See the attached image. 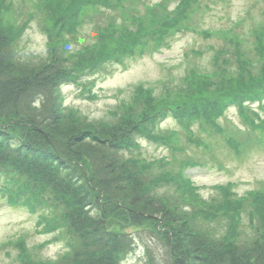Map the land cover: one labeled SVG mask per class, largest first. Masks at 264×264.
I'll return each instance as SVG.
<instances>
[{
  "label": "rangeland",
  "instance_id": "obj_1",
  "mask_svg": "<svg viewBox=\"0 0 264 264\" xmlns=\"http://www.w3.org/2000/svg\"><path fill=\"white\" fill-rule=\"evenodd\" d=\"M182 3L0 0V26L20 62L40 65L54 51L67 55L68 66L80 65L60 89L66 113L111 123L136 105L138 116L163 117L136 135V153L154 176L171 178L152 192L184 213L193 227L229 244L238 243L242 232L264 241V97L260 105L250 101L264 94L251 74L262 68L264 77V0ZM75 4L73 13L63 8ZM129 31L146 36L122 42ZM227 73L238 83L226 79ZM2 187L0 182V264L64 257L67 235L44 226L53 214L8 204ZM237 201L244 205L231 209L239 207L231 206ZM111 226L118 231L117 224ZM152 228L151 221L125 228L134 245L120 264H145L147 250L156 263L162 260Z\"/></svg>",
  "mask_w": 264,
  "mask_h": 264
},
{
  "label": "trees",
  "instance_id": "obj_2",
  "mask_svg": "<svg viewBox=\"0 0 264 264\" xmlns=\"http://www.w3.org/2000/svg\"><path fill=\"white\" fill-rule=\"evenodd\" d=\"M189 2L183 0L182 5ZM76 4L63 8L73 13ZM168 25L164 23L163 30ZM141 33L129 31L122 42H138L146 36ZM14 53L10 35L0 26L1 191L15 206L47 208L53 216L45 219V229L63 228L70 242L65 256L54 262L27 258L23 264H120L134 245L125 228L150 221L164 254L156 263L147 250L145 264H264V241L257 234L242 232L240 241L232 244L211 239L152 192L158 182L171 178L154 176L149 163L142 164L145 158L136 153L135 137L162 116H138L136 105L111 123L89 122L73 110L66 113L60 89L73 80L80 65L68 66L67 55L54 51L43 64L27 65ZM256 69L251 73L254 85L264 90L262 68ZM226 79L238 83L229 73ZM260 97L264 94L256 93L250 101ZM237 202L230 205L239 207L231 209L244 205ZM109 222L117 224L118 231Z\"/></svg>",
  "mask_w": 264,
  "mask_h": 264
}]
</instances>
